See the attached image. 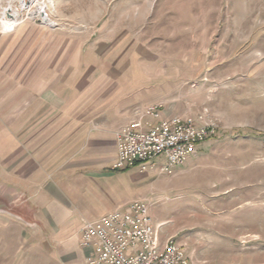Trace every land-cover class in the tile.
<instances>
[{
  "label": "rangeland",
  "instance_id": "1",
  "mask_svg": "<svg viewBox=\"0 0 264 264\" xmlns=\"http://www.w3.org/2000/svg\"><path fill=\"white\" fill-rule=\"evenodd\" d=\"M49 2L0 0V264H17V219L43 225L35 196L53 201L19 171L30 148L61 143L62 122L35 118L136 117L155 105L166 117L205 115L218 135L174 176L119 172V196L146 200L161 240L192 264H264V0ZM45 170L39 180L66 175ZM57 245L39 230L27 264H66Z\"/></svg>",
  "mask_w": 264,
  "mask_h": 264
},
{
  "label": "crops",
  "instance_id": "2",
  "mask_svg": "<svg viewBox=\"0 0 264 264\" xmlns=\"http://www.w3.org/2000/svg\"><path fill=\"white\" fill-rule=\"evenodd\" d=\"M69 52L70 43L63 45L62 70L66 67L64 62L69 60ZM77 59L80 62L81 52ZM67 67L69 70L70 65L68 64ZM53 69L54 66L51 64L52 75ZM51 86L54 88L53 84ZM61 105L65 103L61 102ZM96 116L97 118L84 122L71 117L35 118L33 125L37 127L45 123L58 125L59 121L64 127L60 129V132L54 133L52 138L56 142L60 140L61 143L54 147L48 143L49 140L51 141L49 138L43 144V148H38L36 145V148H30L29 153L22 156L20 164L22 163L23 168L19 171L29 170L30 187L46 190L47 193L52 194L53 201H48L47 197L43 198L45 194L42 191L35 196L34 202L40 206V212L37 215L43 222L41 228L37 226L38 222L35 225H27L17 219L19 227L17 229V264H27V257L31 262V255L37 251L39 230L47 232V236L58 244V249L67 259L66 264H86L88 252L80 246L78 238L81 227L86 222H94L115 210L123 209L134 201L119 196L117 181H113V178L117 180L119 173L113 170L117 157L116 134L134 117L125 112L117 114L114 111L107 112L104 116L102 113ZM31 130L33 131L34 128L32 127ZM34 137L39 140L38 133ZM51 164L52 166L57 164L61 170H64L65 177L61 180H39L38 178L46 172L44 169L49 168ZM179 169L181 168L178 167L175 173H180ZM130 171H124L121 175L124 176ZM101 172L105 174L103 177L95 175ZM122 188L127 190L126 187Z\"/></svg>",
  "mask_w": 264,
  "mask_h": 264
},
{
  "label": "built area",
  "instance_id": "3",
  "mask_svg": "<svg viewBox=\"0 0 264 264\" xmlns=\"http://www.w3.org/2000/svg\"><path fill=\"white\" fill-rule=\"evenodd\" d=\"M162 106H148L116 134L117 157L113 170L157 168L160 176H174L197 149L218 135L205 115L166 117ZM151 205L134 200L99 220L86 222L80 246L88 252L86 264H192L173 240L162 241Z\"/></svg>",
  "mask_w": 264,
  "mask_h": 264
},
{
  "label": "bare ground",
  "instance_id": "4",
  "mask_svg": "<svg viewBox=\"0 0 264 264\" xmlns=\"http://www.w3.org/2000/svg\"><path fill=\"white\" fill-rule=\"evenodd\" d=\"M31 2H34V0H31ZM50 2H51V0H50ZM49 2V3H50ZM47 18H48V16H47ZM15 23V19H14V16H12L10 19H7V20H4V25H5V27H7V28H11V27H13V24Z\"/></svg>",
  "mask_w": 264,
  "mask_h": 264
}]
</instances>
